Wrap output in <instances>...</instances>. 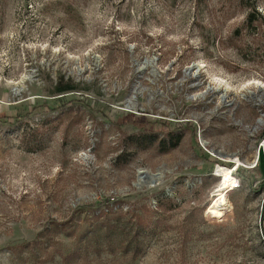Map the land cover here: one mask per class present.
I'll return each instance as SVG.
<instances>
[{
  "label": "rangeland",
  "instance_id": "374dc122",
  "mask_svg": "<svg viewBox=\"0 0 264 264\" xmlns=\"http://www.w3.org/2000/svg\"><path fill=\"white\" fill-rule=\"evenodd\" d=\"M245 1L0 0V264H264ZM221 168L240 185L214 209Z\"/></svg>",
  "mask_w": 264,
  "mask_h": 264
},
{
  "label": "bare ground",
  "instance_id": "6f19581e",
  "mask_svg": "<svg viewBox=\"0 0 264 264\" xmlns=\"http://www.w3.org/2000/svg\"><path fill=\"white\" fill-rule=\"evenodd\" d=\"M233 161L234 163L238 164L237 168H239V166L243 165H248V164H244L247 162L242 163L240 161V159L236 156V155H231L229 158V161ZM234 170H236L235 168L232 169H228V168H221L220 171V176H221V183L218 185V187H216L215 191L213 192V195L215 197L214 201H213V208L217 209V208H221L224 209L227 205H228V192L232 189L234 183L236 182L235 176H234ZM147 174V179H157L161 177V172L155 173L153 175H150L148 173ZM140 178H142V173L140 174ZM146 178H144L145 180ZM143 180V181H144ZM154 181V180H153ZM148 181H145L143 183H147Z\"/></svg>",
  "mask_w": 264,
  "mask_h": 264
},
{
  "label": "trees",
  "instance_id": "16d2710c",
  "mask_svg": "<svg viewBox=\"0 0 264 264\" xmlns=\"http://www.w3.org/2000/svg\"><path fill=\"white\" fill-rule=\"evenodd\" d=\"M242 3L247 4L245 0H240ZM247 16H246V20H245V27H253V25L255 24V21H257L258 19H264V17H260V13H258L256 11L255 5H248V11H247ZM61 82V81H60ZM76 85L73 83L72 80H69L68 82L64 83L63 80L62 82L57 85L55 91L56 93L59 94H63L69 91H74L76 90Z\"/></svg>",
  "mask_w": 264,
  "mask_h": 264
},
{
  "label": "built area",
  "instance_id": "2783aa9c",
  "mask_svg": "<svg viewBox=\"0 0 264 264\" xmlns=\"http://www.w3.org/2000/svg\"><path fill=\"white\" fill-rule=\"evenodd\" d=\"M262 142L264 143V140ZM234 179H236V182L234 183L232 189H235V188L239 187V185H240L239 179H237V178H234Z\"/></svg>",
  "mask_w": 264,
  "mask_h": 264
},
{
  "label": "water",
  "instance_id": "95a60500",
  "mask_svg": "<svg viewBox=\"0 0 264 264\" xmlns=\"http://www.w3.org/2000/svg\"><path fill=\"white\" fill-rule=\"evenodd\" d=\"M142 177H143V178H147V174L142 172ZM149 182L151 183V185H152V184H153V185L156 184V182H153V180H151V179L149 180Z\"/></svg>",
  "mask_w": 264,
  "mask_h": 264
}]
</instances>
